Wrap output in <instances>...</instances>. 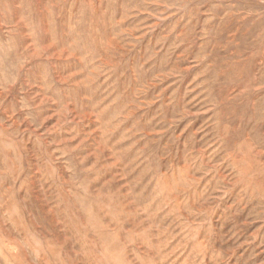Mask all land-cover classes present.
I'll return each mask as SVG.
<instances>
[{
  "label": "rangeland",
  "instance_id": "rangeland-1",
  "mask_svg": "<svg viewBox=\"0 0 264 264\" xmlns=\"http://www.w3.org/2000/svg\"><path fill=\"white\" fill-rule=\"evenodd\" d=\"M0 264H264V0H0Z\"/></svg>",
  "mask_w": 264,
  "mask_h": 264
}]
</instances>
